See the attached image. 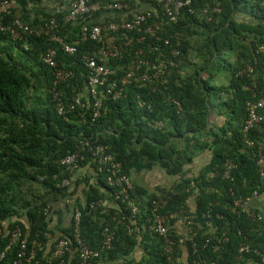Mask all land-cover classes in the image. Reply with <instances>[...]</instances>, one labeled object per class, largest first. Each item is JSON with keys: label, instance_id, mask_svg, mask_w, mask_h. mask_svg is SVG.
<instances>
[{"label": "trees", "instance_id": "1", "mask_svg": "<svg viewBox=\"0 0 264 264\" xmlns=\"http://www.w3.org/2000/svg\"><path fill=\"white\" fill-rule=\"evenodd\" d=\"M41 1L18 0L21 19L35 27L53 16L58 25L51 35L73 46L76 41L79 44L74 55H67L49 36L13 41L0 35V226L4 227L0 252L11 242L12 231L16 227L21 231L0 264H12L20 242L26 243L27 250L34 242L39 246L30 264H80L72 238L76 208L81 212L82 239L100 252L91 264H168L163 242L152 230V201L164 195L166 204L158 213H176L188 227L181 238L174 229L170 232L172 264H236L244 236L250 247L264 251V220L251 217L259 209L237 214L233 207L237 198L251 200L253 192L264 194V181L254 161L258 151L264 155V111L248 135L254 148L244 144L241 132L246 101L264 92V57L256 54L258 46L264 45V0H191L176 24L163 23L153 36L144 31L129 34L134 38L123 57L108 62L110 80L117 82L133 64V56L139 58L138 48L145 57L158 60L169 51L163 46L165 39L180 40L176 66L169 71L166 89L157 80L127 86L126 97L118 101L100 94L101 114L94 122L89 104L82 117L78 111L64 117L57 114L51 100L52 70L40 63V53L56 48L58 66L80 76L81 53L93 54V44L81 41L77 24L63 20L66 11L55 15L49 7L57 2L65 8L71 0H46L47 6L36 10ZM27 3L33 6L31 12ZM148 3L157 7L151 0ZM214 8L219 12H212ZM12 16L11 12L8 19ZM59 90L72 93L65 84ZM156 122L161 126H155ZM98 134V142L128 176L132 170L157 167L176 180L169 189L157 188L154 193L134 188L130 196L139 205L137 214L131 215L125 204L114 199L105 174L96 173L93 166L89 176L71 174L60 164L75 150L76 138ZM204 151L211 156L207 152L204 164L195 171L193 162ZM228 161L235 165L231 182L221 178ZM64 180L67 185L62 184ZM101 199L104 205L92 209ZM251 203L257 206L256 200ZM174 223L171 220L170 226ZM106 225L115 233L108 250L101 248ZM61 238L69 240L74 253L49 260L50 253L43 254V249L48 246L52 251L53 242ZM247 258L249 264H261L256 256Z\"/></svg>", "mask_w": 264, "mask_h": 264}, {"label": "built area", "instance_id": "2", "mask_svg": "<svg viewBox=\"0 0 264 264\" xmlns=\"http://www.w3.org/2000/svg\"><path fill=\"white\" fill-rule=\"evenodd\" d=\"M87 0H78L77 2H74L71 6V10L69 14L67 15L65 21H78L80 22V38L81 40L85 41L86 39L94 41L97 45H100V49L98 50V59L99 61L103 60L105 57H108L110 55L118 54V47L113 46L115 52L105 50V40L113 41V36H108V32H117L119 30L121 31H128L133 32L134 30L140 31L142 25L147 23V19L151 18V16H154L157 22L149 23L144 28V33H149L151 36L155 35L156 32L159 31L161 25L165 22L176 24L178 21V17L182 10L189 7L191 4V0H154L156 3H158V10L155 11V13L147 12L145 14H133L129 19H121V22L119 24L116 23H110L108 26L100 27V25H93L91 28H89L87 25L92 23L94 21L93 17V8H88L86 5ZM122 7L126 8V5L117 4L115 5L116 9H120ZM216 11H218L216 9ZM6 12V11H4ZM188 12L192 13L191 9H188ZM54 20H50L48 23H45L42 26H39L38 28H32L28 26L27 24L23 23L22 21L15 19L10 24H7L4 26L3 24L0 25V31L6 30L13 38H22L25 35H35L40 36L43 33H47L48 30H51L55 27ZM157 40H160V37L156 36ZM143 39V37L141 38ZM52 41L56 42L59 45L63 46V49L65 52L69 53L72 52V48L64 45L61 39L53 37L51 38ZM163 44L165 46H170L172 49V44L169 39H165L163 41ZM178 43L176 46L172 49V55L177 56L178 55ZM143 51L141 49H138L135 52V55L141 56ZM257 53H260L264 56V45H260V47L257 50ZM43 55V60L46 64L50 66L55 65L54 61V55L55 52L51 49H48L45 51ZM102 56V57H101ZM83 62L85 64V67L87 68L86 72V78L88 85L91 86L92 92L97 94L96 87L98 85H103L104 83V77L107 75L106 68L104 64H99L94 58L84 56ZM148 60L139 58L137 61V64L140 66L142 65H148ZM137 65V68L139 67ZM167 65L165 61H159L158 64H152L151 68L155 71V74L157 76H161L164 74L165 69ZM247 72H252V68L248 67ZM58 76H60L58 74ZM151 76L146 75L145 73L142 75H139L138 77H135V73L132 69L125 75V77L122 79V82L120 84V87H118L115 90L114 97L117 98L121 96L122 94V87L124 85H129L132 82L134 84H138L139 81L143 82L148 79H150ZM112 88H107L106 92L108 94L112 93ZM256 94L253 92V99H255ZM246 108V117L244 120V123L241 125L242 132L246 136L247 133L252 131L254 127L260 122L261 120V112L264 111V92L261 93L260 98H257L255 100H248L245 103ZM247 145L249 147L253 146V143L250 141H247ZM89 152L91 153V156L93 158L98 159V162L100 166L104 168V171L109 174L107 177L108 184L113 186L116 185L118 187V191L116 192V199L121 198V202L125 204L124 209L130 211L131 215H135L138 212V208L135 202V199L131 196L130 192L132 190V183L127 175L121 172V166L119 163H116L112 160V157L110 155H107L105 153V148L99 147L97 145H94L90 141H80L77 149L74 153L66 156L60 161V164L65 166L69 170L75 169V167L78 166V163H80L83 159V153ZM256 165L258 167V171L260 174V177L264 179V155L263 153H259ZM232 168V165L229 164L226 172L224 173L223 178L228 179L229 177V170ZM64 181L63 183H65ZM253 197H255V194H253ZM103 202L99 200L98 202H95L92 204L91 208L96 209L100 206H102ZM164 204V201L162 199H157L152 202V213L153 216V224L152 229L153 233L162 239L163 241V251L164 255L166 257V260L169 262L168 264H172L170 261H172L171 257L173 254V246H174V240L170 237V232L172 230L169 228L168 223L169 220H172L176 217L175 214H160L158 213V210L161 208V206ZM250 207L249 200H236L234 203V208L237 211V214L239 213H245ZM81 213L78 209H74L73 211V242L75 244V251L77 252V255L80 260V264H89V261L91 259H95L99 256V251H96L85 243V241L80 236V230H79V223H80ZM262 216H257L256 219L260 220ZM124 219V217H121L120 220ZM2 230L0 229V235ZM102 249H110L111 244L114 241L115 233L113 230L110 229L108 225H106L102 231ZM238 235H240V232H238ZM21 236V232L19 228H16L13 233L12 237L13 240L18 241ZM175 236L177 238L181 237V234L176 232ZM243 243L241 244L239 250H238V260L242 259V257L246 254L256 256L261 264H264V251H260L259 249L250 247L246 242L247 238L243 237ZM224 241H227V238L224 239ZM181 242V240H180ZM10 243L4 251L0 252V263L5 259L6 253L8 250H11ZM37 245L34 243L33 247L28 251L26 243L20 242L18 245V250L16 251V254L14 255V258L12 259V264H30L32 258L35 255V248ZM194 249L195 244H193ZM195 252V250H194ZM74 253L73 248L70 246V243L68 240L60 239L54 246V250L52 253V256L56 260H61L64 258L65 255H71ZM63 263V260L61 261ZM197 264V262L195 263ZM210 264H216L215 262H211Z\"/></svg>", "mask_w": 264, "mask_h": 264}, {"label": "clouds", "instance_id": "3", "mask_svg": "<svg viewBox=\"0 0 264 264\" xmlns=\"http://www.w3.org/2000/svg\"><path fill=\"white\" fill-rule=\"evenodd\" d=\"M78 0H71L69 2V5L66 6L65 8H62L60 6L59 3L57 2H54L53 4L51 3L49 5V7L51 8V10L55 13V15H62L63 14V11H66L64 17H63V20L65 21L67 15L69 14L70 10H71V6L74 2H77ZM153 1L157 7L155 8L154 6H152L150 3H148V0H87L86 1V5L88 6V8H93V17H94V21H92V23L88 24L87 26L89 28H91L93 25H100V27H104V26H108V24L110 23H116V24H119L121 22V19H129L133 14H145L147 12H150V13H155L156 10H158V3H156L154 0H151ZM117 4H122V5H126V8L125 7H122L120 9H116L115 8V5ZM28 5V8L30 9V12L33 8L32 4L31 3H27ZM47 6V3H46V0H42L38 5H37V9L36 10H40L44 7ZM146 7V8H144ZM12 9H14L13 11H11ZM216 9L218 11H216ZM6 11V12H4ZM11 12L13 13V16L8 19L10 16H11ZM212 12H215V13H218L219 12V9L218 8H214ZM22 16H21V9H20V6H19V3H18V0H0V25L3 24L4 26H6L7 24H10L13 20L15 19H18L20 21H22L23 23L27 24L28 26H30L27 22H25L24 19H21ZM155 20H154V19ZM50 20H54L55 22V27L51 30H48L47 33H43L41 34L40 36H35V35H30V36H33V37H41V36H49L50 39L49 41H52L51 38L53 37H56V38H59L55 35H51V32H53L56 28H57V25L58 23L56 22V18L55 17H50L48 20H43L42 22H40L37 26L35 27H32V28H38L39 26H42L44 25L45 23H48ZM147 23H145L144 25H142L141 27V30L138 32L136 30H134L133 32H128V31H117V32H108V36L112 37L113 36V41H108V40H105V50H108V51H112V52H115L113 46H117L118 47V54H114V55H110L108 57H105L102 61L98 59V50L101 48L100 45H97L94 41L92 40H89V39H86L85 41L81 40L82 42H91L93 45L91 47V51L93 52V54H90V53H86V52H82L81 53V56H80V63H81V68H82V71H81V74L80 76L77 75L76 71H73V70H70L69 68H60L58 66V63L56 62V48H48V49H51L55 52V55H54V61H55V65L54 66H50L48 64H46L43 60V53H45V51L41 52L40 53V56H39V60H40V63L49 68L50 70H52V88H51V100L52 102L55 104V108L57 110V114L59 116H66L68 114H71V113H76V111L79 112V115H81V117L84 115V109L86 107V104H89V107L91 109V122H94L96 119H98L99 115L101 114V109H102V99L100 97V94L102 97H109L111 98L112 101H118L120 99H122L123 97H126L125 95V89L127 86L131 85V84H134L133 82L129 85H124L122 87V94L121 96L115 98L114 97V94L116 93L115 90L120 87V84L122 82V79L125 77V75L130 71V69H132L135 73V77H138L139 75H143L144 73L148 76H151L150 79L146 80V81H139L138 85L139 87H141L144 83L146 82H152L154 83L155 81H159L160 83V86H162V88L166 89V85L168 84V75H169V71L171 68L175 67L176 66V63H175V58L179 55V46L177 47V50H178V55L177 56H173L172 55V49L176 46V44L178 43L180 45V40L179 39H176L174 43H171L172 44V49L170 46H167L169 51L167 53H161L159 55V59L157 57L158 60H151L150 58H148L147 56L145 57V55L142 53L141 56H139V58H143V59H147L148 60V65H142L140 66L139 64H137V61L139 60V58L137 59L136 57L133 56V64H131L129 66V69L127 71L124 72V74L118 79V81H112L109 79V77L112 75V71L109 69L108 67V62L111 61V60H114V59H120L123 57L124 53H125V47H129L130 46V43L133 41V37H129V34H132L134 33L135 36H137L138 33H141L143 32L145 26L149 23H152V22H157L159 23V21L156 20V18L154 16H151V18L147 19L146 20ZM65 22H71V21H65ZM73 22V21H72ZM75 24H77L79 26V35H80V22L78 21H75L74 22ZM31 27V26H30ZM2 34H6L7 36H9V38L13 41H16V40H19L22 38H13L6 30L4 31H0V35ZM25 36H29V35H25ZM80 37V36H79ZM143 36H141L138 40L141 42L143 39H141ZM160 37V40H157L158 42H161V39H162V36L161 34L158 36ZM157 38V37H156ZM60 39V38H59ZM81 39V38H80ZM54 44H56L58 47L61 48V50L67 54V55H74V53L76 52V47L75 45H78V41H76L74 43V46L73 45H70L68 43H65L64 41H62L64 43V45H67L69 47H71L73 50L72 52H65L64 49H63V46L62 45H59L57 44L56 42L52 41ZM171 42V41H170ZM163 43V42H162ZM263 45V44H262ZM163 46H165L163 44ZM260 47V45L258 46V48ZM24 48V47H23ZM257 48V50H258ZM47 49V50H48ZM140 49V48H138ZM25 50V48H24ZM142 50V49H141ZM153 51H156L158 52V49L157 48H153L152 49ZM143 51V50H142ZM256 54H259L261 55L262 57H264L262 54L260 53H257L256 51ZM84 56H88V57H92L94 58L99 64H104L105 68H106V71H107V75L104 77V83L103 85H98L96 87V90H97V94L93 93L92 92V89H91V86L88 85V82H87V78H86V72H87V68L85 67V64L83 62V57ZM102 57V56H101ZM159 61H165L167 67L165 69V72L163 75L161 76H157V74H155V71L151 68V65L152 64H158ZM137 65H139V67H141V70H137ZM249 67V66H248ZM247 67V68H248ZM247 70V69H246ZM249 73V72H248ZM58 74L60 76H58ZM78 76V77H77ZM84 83V84H82ZM62 84H65L67 87H70L71 90H72V93L69 94V95H66L65 93H62V91L59 90V87L62 85ZM107 88H112V93L111 94H108L106 92V89ZM260 98V97H259ZM174 102V101H173ZM139 104H143L142 102H140ZM244 123V122H243ZM242 123V124H243ZM241 124V125H242ZM155 126H161V122H156L155 123ZM241 132H242V127H241ZM251 132V131H250ZM249 132V133H250ZM249 133H247V135L245 136L242 132V135H243V142L244 144L252 149L254 148V143L253 141H251L249 138H248V135ZM90 141L91 143H93L94 145H97L99 147H104L105 148V153L107 155H110L112 157V160L116 163H119L117 162L113 156L111 154H109L107 152V147L101 143H99V134L93 138H86V137H82V136H79L78 138H76V144H75V150L77 149V146L79 144L80 141ZM247 141H250L253 143V146L252 147H249L247 145ZM75 150L72 152L74 153ZM210 156H211V153L209 151H207ZM262 151H258L257 153L254 154V161H255V164H256V160H257V157H258V154L261 153ZM72 153H69L67 154L66 156L72 154ZM66 156H64L63 158H65ZM83 156H84V159L78 163V166L75 167V169L73 170H69L66 168L67 171H69L71 174H74V173H77L78 170L81 168V164H86L84 167L85 168H88L89 169L93 166L94 169H95V172L96 173H101V174H105V182H106V185L108 187H111L113 190H114V195L116 196V192L118 191V187L116 185H109L108 184V181H107V177L109 176L108 173H106L104 171V168L102 166H100L99 162H98V159L96 158H93L91 156V153L89 152H85L83 153ZM62 158V159H63ZM61 159V160H62ZM120 166H121V172H123V169H122V164L119 163ZM229 164L232 165V168L229 170V177L228 179H224L223 176H224V173L226 172ZM63 166V165H62ZM257 167V165H256ZM235 168V165H233L231 162H227L226 164V167L221 175V178L227 182H231L232 179H231V171ZM91 170V169H90ZM257 171H258V167H257ZM142 172V171H141ZM125 174V173H124ZM127 175V174H125ZM258 175L260 177V174H259V171H258ZM128 176V175H127ZM128 178L130 179V177L128 176ZM261 178V177H260ZM263 181L264 179L261 178ZM64 181H66L65 183H63ZM62 182V184H65L67 185L68 184V181L67 180H64ZM131 181V179H130ZM132 183V181H131ZM134 185L132 184V190L131 192L134 190ZM139 189V188H138ZM253 194H255V197H253ZM261 195H264V194H261ZM163 196V195H162ZM260 196V194H257V192H253L250 199L249 200V203H250V207L249 209L251 208L252 210H254V208H257L259 209L258 212H255V211H252L251 212V217L254 219V220H258L256 219L257 216H262V218L260 220H264V210L263 209H260L258 208L257 206H252V199L253 200H257V198ZM131 197V196H130ZM116 201H120L121 202V198L120 199H116V197L114 198ZM157 199H162L164 201V204L161 206L163 207L165 204H166V199H167V196H163V197H160V198H157ZM155 199V200H157ZM244 200L242 198H237L233 201V207H234V203L236 200ZM101 201L103 202L102 205H104V201L101 199ZM145 200V197L142 199L141 198V202L144 203ZM154 201V200H153ZM152 201V202H153ZM136 202V200H135ZM122 203V202H121ZM124 204V203H123ZM139 205V202L137 201L136 202V205ZM138 205H137V208H138ZM101 207V206H100ZM78 209V208H76ZM93 209V208H92ZM235 209V208H234ZM248 209V210H249ZM79 210V209H78ZM247 210V211H248ZM80 211V210H79ZM236 211V209H235ZM246 211V212H247ZM245 212V213H246ZM81 213V212H80ZM237 213V211H236ZM245 213H240V214H245ZM137 214V213H136ZM161 214V213H160ZM170 214H175L176 217L172 220H174L175 222L180 220L183 222L182 219H179L178 217V214L176 213H170ZM239 214V213H238ZM168 215V214H167ZM220 217V216H219ZM72 218H73V215H72ZM170 221L169 220V223H168V226L169 228L172 230L174 229L173 226L171 225L170 226ZM185 224V222H184ZM73 225V224H72ZM186 225V224H185ZM187 226V225H186ZM18 228V227H16ZM15 228V229H16ZM187 228V231L185 234L183 233H180L181 234V237L182 236H185L188 232V227ZM0 229L3 231L4 227L3 226H0ZM14 229V230H15ZM208 229L211 231V226L208 225ZM13 230V231H14ZM20 230V229H19ZM73 230H74V227H73ZM153 230V229H152ZM12 231V233H13ZM174 234L177 232L175 231V229L173 230ZM21 232V231H20ZM12 233H11V236H12ZM1 235H2V232H1ZM80 236H81V232H80ZM180 237V238H181ZM72 238H73V231H72ZM82 238V237H81ZM61 239H64V238H61ZM60 240V239H59ZM58 240V241H59ZM67 240V239H65ZM162 240V239H161ZM57 240H55L52 244V251H50V258L49 260H56L53 258L52 256V253H53V250H54V246L55 244L58 242ZM69 241V240H68ZM13 242H15V240H13V237L11 239V242L13 244ZM163 242V241H162ZM9 243V244H10ZM35 243V242H34ZM33 243V245H34ZM86 243V242H85ZM11 244V245H12ZM36 244V243H35ZM19 245V244H18ZM18 245L17 246V249H18ZM32 245V247H33ZM37 247L35 249H37L39 246L38 244H36ZM88 246V245H87ZM91 248V247H90ZM163 248H164V245H163ZM16 249V250H17ZM34 249V250H35ZM96 250V249H94ZM239 250V249H238ZM29 251V250H28ZM96 251H99V250H96ZM164 253V251H163ZM99 255H100V252H99ZM249 256V255H248ZM78 257V255H77ZM99 257V256H98ZM97 257V258H98ZM79 259V257H78ZM96 259V258H95ZM95 259H91L89 261V264H91L92 260H95ZM242 261H246V264H249V261H248V258L246 256V254L242 257V259L238 260V252H237V257H236V264H240ZM254 264V263H252Z\"/></svg>", "mask_w": 264, "mask_h": 264}, {"label": "crops", "instance_id": "4", "mask_svg": "<svg viewBox=\"0 0 264 264\" xmlns=\"http://www.w3.org/2000/svg\"><path fill=\"white\" fill-rule=\"evenodd\" d=\"M206 156H207V151H204L199 156H197L196 160L193 162L195 171H197V169L202 164H204V162L206 160ZM77 174L83 175V176L84 175L89 176V175H91V170L89 169V167L88 168L81 167L78 170ZM129 177H130L134 187L143 188V189L147 190L149 193L156 192L157 188L169 189L172 186V184L174 183V181L176 180L175 178L166 175L162 169L157 168V167L153 168L152 170L142 171V172H136V171L132 170L129 173ZM92 178L95 179V176L93 175ZM190 199H192V198H190ZM256 201H257V207L264 210V195H260ZM114 208H116V206ZM189 208L192 209L193 206H190ZM186 227L187 226L184 224V222H182L180 220L176 221L173 224V228L178 233L185 234L187 231ZM50 250H51L50 247L46 246L43 249V254L49 255Z\"/></svg>", "mask_w": 264, "mask_h": 264}]
</instances>
